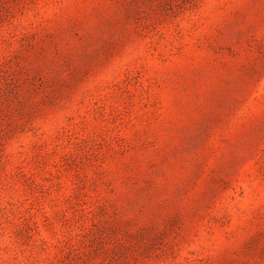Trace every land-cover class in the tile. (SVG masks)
<instances>
[{
	"label": "rangeland",
	"instance_id": "obj_1",
	"mask_svg": "<svg viewBox=\"0 0 264 264\" xmlns=\"http://www.w3.org/2000/svg\"><path fill=\"white\" fill-rule=\"evenodd\" d=\"M0 264H264V0H0Z\"/></svg>",
	"mask_w": 264,
	"mask_h": 264
}]
</instances>
